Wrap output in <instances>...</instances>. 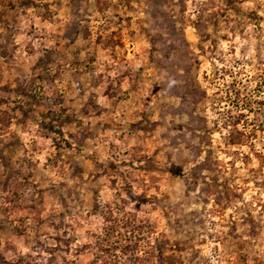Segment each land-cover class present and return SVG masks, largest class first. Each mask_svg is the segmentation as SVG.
<instances>
[{
    "label": "rangeland",
    "instance_id": "rangeland-1",
    "mask_svg": "<svg viewBox=\"0 0 264 264\" xmlns=\"http://www.w3.org/2000/svg\"><path fill=\"white\" fill-rule=\"evenodd\" d=\"M0 264H264V0H0Z\"/></svg>",
    "mask_w": 264,
    "mask_h": 264
}]
</instances>
